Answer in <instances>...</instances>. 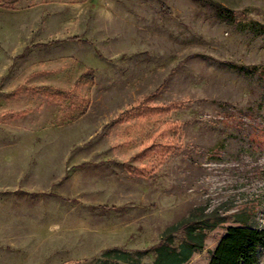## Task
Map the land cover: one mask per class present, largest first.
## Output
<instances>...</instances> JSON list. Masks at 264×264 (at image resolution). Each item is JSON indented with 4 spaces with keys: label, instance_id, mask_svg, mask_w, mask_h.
<instances>
[{
    "label": "rangeland",
    "instance_id": "1",
    "mask_svg": "<svg viewBox=\"0 0 264 264\" xmlns=\"http://www.w3.org/2000/svg\"><path fill=\"white\" fill-rule=\"evenodd\" d=\"M196 210L186 264L264 228V0H0V264H153Z\"/></svg>",
    "mask_w": 264,
    "mask_h": 264
},
{
    "label": "trees",
    "instance_id": "2",
    "mask_svg": "<svg viewBox=\"0 0 264 264\" xmlns=\"http://www.w3.org/2000/svg\"><path fill=\"white\" fill-rule=\"evenodd\" d=\"M93 77L94 69L88 68L76 83ZM153 96L148 95L138 103V112L152 114L155 109L171 111L180 106L178 102L160 107L150 106ZM163 132L151 137V149L159 145L158 140ZM230 219L232 224L226 227L225 233L212 251L208 264H261L264 257V228L255 226L246 214L233 215ZM226 222L227 219L217 213L196 210L185 220L169 225L154 247L156 256L153 264H186L195 253L204 250L209 233ZM179 233L182 238L176 242V235ZM106 257L110 258L108 264H139L138 256L124 250L112 251Z\"/></svg>",
    "mask_w": 264,
    "mask_h": 264
}]
</instances>
